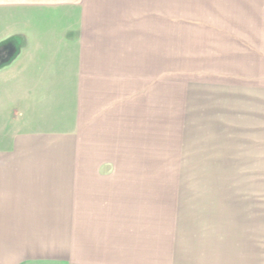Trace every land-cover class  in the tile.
I'll list each match as a JSON object with an SVG mask.
<instances>
[{
  "label": "rangeland",
  "instance_id": "1",
  "mask_svg": "<svg viewBox=\"0 0 264 264\" xmlns=\"http://www.w3.org/2000/svg\"><path fill=\"white\" fill-rule=\"evenodd\" d=\"M126 1L96 5L99 17L111 21L95 33L117 40L111 84L83 91L81 117H72L77 122H67L56 141L39 137L34 161H52L48 147L59 141L60 161L63 151L66 163L99 166L98 196L88 201L113 217L81 222H111L105 228L116 238L124 223L130 255L119 251L116 264H138L135 231L151 232L149 224L161 221L169 202L191 211L200 210L198 203L233 221L240 206L252 218L258 251L249 264H264V0ZM25 19L43 38L65 20L59 12ZM14 40L0 46L13 47ZM107 184H120L119 194L103 196ZM211 189L226 194L211 197ZM96 238L102 258L107 238Z\"/></svg>",
  "mask_w": 264,
  "mask_h": 264
},
{
  "label": "crops",
  "instance_id": "2",
  "mask_svg": "<svg viewBox=\"0 0 264 264\" xmlns=\"http://www.w3.org/2000/svg\"><path fill=\"white\" fill-rule=\"evenodd\" d=\"M124 2L0 0V44L15 39L12 61L0 67V264H116L119 251L124 258L127 251L130 255L124 223L117 238L111 234L113 228H105L111 222L82 225L83 219L113 217L99 214L88 201L98 196V165L66 163L63 151L60 161L59 141L48 147L55 155L52 161H34L39 137L53 135L56 141L67 122H77L72 117H81L82 92L111 84L116 38L95 33L111 21L99 17L96 5ZM54 12L65 19L55 35L43 38L35 29L29 31L33 24L27 15ZM4 45L8 46L0 47ZM119 185H105L103 196L119 194ZM211 190V197L226 194L225 189ZM195 207L200 210L169 202L161 221L149 224L151 232L143 235L136 230L138 264H249L248 259L257 256L249 233L252 218L239 212L240 206L237 221L227 214L221 220L217 212L202 210L201 204ZM96 227L104 229L99 233ZM99 235L107 238L102 258L95 254Z\"/></svg>",
  "mask_w": 264,
  "mask_h": 264
},
{
  "label": "flooded vegetation",
  "instance_id": "3",
  "mask_svg": "<svg viewBox=\"0 0 264 264\" xmlns=\"http://www.w3.org/2000/svg\"><path fill=\"white\" fill-rule=\"evenodd\" d=\"M13 53L11 46L0 47V64H3Z\"/></svg>",
  "mask_w": 264,
  "mask_h": 264
},
{
  "label": "water",
  "instance_id": "4",
  "mask_svg": "<svg viewBox=\"0 0 264 264\" xmlns=\"http://www.w3.org/2000/svg\"><path fill=\"white\" fill-rule=\"evenodd\" d=\"M13 54H14V53H12V55H11V56H10L5 62H9V61L11 60L12 56H14ZM5 62H4V63H5Z\"/></svg>",
  "mask_w": 264,
  "mask_h": 264
}]
</instances>
